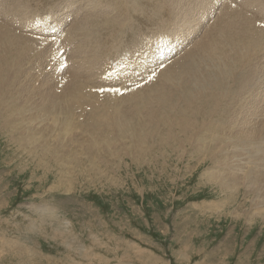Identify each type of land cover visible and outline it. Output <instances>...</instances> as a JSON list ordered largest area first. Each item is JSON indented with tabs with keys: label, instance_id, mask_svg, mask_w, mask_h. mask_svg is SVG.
Returning <instances> with one entry per match:
<instances>
[{
	"label": "rangeland",
	"instance_id": "obj_1",
	"mask_svg": "<svg viewBox=\"0 0 264 264\" xmlns=\"http://www.w3.org/2000/svg\"><path fill=\"white\" fill-rule=\"evenodd\" d=\"M23 1L28 2L26 10H29L23 18L37 17L36 12L52 7L48 13L54 18L69 16L68 22L71 24L77 21L76 12L71 10L78 7L81 0ZM23 1L20 4H23ZM8 2L0 0V10L5 11ZM162 2L139 0V4L131 3L136 4L133 7L137 14L132 19L133 24H130L133 26L130 31L135 32L132 34L134 38L143 32L158 33V18L168 16V13L164 11L158 15L152 9L153 5ZM182 2L185 3V0ZM103 10L105 11L104 8ZM182 12L184 15L180 18L186 15L185 11ZM70 13L72 20L69 21ZM5 17L13 23L11 15L5 13ZM60 20H55L50 29L55 28L57 32L58 28L63 26ZM127 21L129 20L123 24ZM202 21L196 15L194 19L184 22L185 30L191 29L192 35L202 25ZM169 23L172 25L173 22ZM69 26L68 24V28ZM170 28L178 30L177 25ZM121 30L122 28H117L106 37L105 42H108L110 50H105L104 41L103 46L99 45L100 41L94 49L104 53L100 59L96 54L98 65L95 69L94 88L104 84L111 86L122 83L126 70L135 71L134 63H127L130 57L127 52L128 57L124 60L127 69L119 70L112 82L98 80L99 67L103 61L119 56L115 52L119 44L117 36ZM18 31L15 32L19 34ZM132 35L129 34V44L134 39ZM145 40H136L138 45L141 43L138 54L144 50ZM68 43L69 47L73 46L69 51L73 50L74 42L70 39ZM48 48V43L44 42L39 50H33H42L44 56ZM134 48L132 46L127 50L131 52ZM45 57L44 63L40 61L41 65L48 62V56ZM12 59L14 70V56ZM66 61L70 62L69 55ZM242 62L245 64L240 62L243 68L238 67V70L240 78L247 70L249 75L245 74L246 85L239 87L238 83L230 82L231 98L235 100L238 95H242L244 102H247L239 105L231 98L222 101L229 106L238 105L230 110L231 113L225 120V131L222 133L225 137L239 136L240 127H247L246 125V130L250 129L252 121L239 123L244 116L243 111L250 109L247 106L255 104L254 99L264 96V74L259 69H256V73L252 72L255 68L250 64L252 62ZM6 64L7 61L0 63V75ZM119 66L121 65L116 64L115 68L121 69ZM14 71L11 72L16 73ZM12 73V78L18 76L17 73L15 76ZM42 75L44 74L38 75L40 81ZM130 75L133 78V74ZM20 77L19 81L17 77L12 79L17 89L18 86L19 89L23 87L22 84L19 85L20 79H23ZM258 77L261 81L257 80ZM30 84L32 85V82ZM129 98L131 96H124L120 101H127ZM112 106L109 104L105 107L115 108ZM219 118L218 115L213 120L222 127L223 118ZM184 129L185 131L179 129L175 132V139L165 137L166 132L158 128L150 129L153 134L145 147L139 145L142 134L139 129H135L126 133L123 138L119 136V140L115 138L113 145L116 144V147H107L111 142L102 146L74 145L48 132L37 145H29L30 141L20 145L17 140L11 139L14 134L9 133L12 131L11 124L0 125V264H264V192L250 195L244 192L246 185H259L261 182L252 181L248 175L250 165L264 159V146L261 145L264 143H250L241 147L233 137L234 146L225 142L226 138L221 143L219 140L214 141L211 144L212 149L217 157L223 156L222 162H213L210 159L201 162L196 160L197 155L201 153L192 147V141L190 146L193 152L189 155L188 151L183 155L182 138H189L185 127ZM202 130L203 134L204 124ZM73 133L68 136L71 134L73 140L76 138L77 141L79 137ZM222 134L219 135L224 138ZM66 137L67 135L65 140L68 139ZM242 138L246 140V137ZM71 139L70 137L68 140ZM227 139L226 141H229ZM219 143L224 146L219 148ZM125 145L127 147H124ZM232 147H235V150L231 149ZM223 148L229 150L221 153L220 149ZM234 153L240 159L235 155L234 157ZM254 153L256 156H252ZM245 157L248 162L251 160L248 167L247 162L243 163L246 161ZM232 163L231 170L221 174L226 172L224 177H236L238 185L233 183L225 186L221 179L216 180V177H219L216 172L224 165ZM158 233L162 236H158ZM166 238L170 241L167 242Z\"/></svg>",
	"mask_w": 264,
	"mask_h": 264
},
{
	"label": "bare ground",
	"instance_id": "obj_2",
	"mask_svg": "<svg viewBox=\"0 0 264 264\" xmlns=\"http://www.w3.org/2000/svg\"><path fill=\"white\" fill-rule=\"evenodd\" d=\"M22 1L7 0L6 10H0V63L7 61L0 75V125L11 124L12 131L9 133H14L11 135V139L17 140L20 145L26 141H30L29 145H37L40 139L48 132L50 135L74 145L102 146L111 142L112 144L109 143L107 147H111V145L116 147V144L113 145L115 138L119 140V136L123 138L126 133L139 129L142 134L139 145L141 144L145 147L147 140L153 134L150 129L158 128L166 132L164 134L165 137L175 139V132L179 129L185 131V127L187 130L186 135L189 138H182L183 155L185 156L188 151L189 155L193 152L190 146L192 141V147L201 153V155H197L196 160L204 162L210 159L213 162L216 160L220 161V163L223 156L217 157L211 144L218 140L221 143L225 138H228L227 140L229 141L225 139V142L231 146L235 145L232 139L233 136L225 137L222 133L225 131V120L228 119V114L231 113L230 110L238 105L229 106L223 104L222 101L225 98L228 100L231 98L230 82L238 83L239 87L245 84L247 70L241 78L238 70V67L241 68L242 60L252 62L250 64L255 67H252V69L254 68L252 72L256 73V69H259L264 74V27L260 26L264 22L261 20V17H264V0H225L217 8L216 13H211L210 15L207 13L208 9L215 7L211 0H185V3L182 0H162L161 4L153 5L152 11L156 14L161 15L164 11L168 13V16H160L158 18V33L165 32L167 27L170 28V26L174 25L178 26L179 31H186L184 22L194 19L196 15L203 20L201 22L202 25L194 31L193 36L190 34L191 29L187 30L188 37L191 40L185 39L184 44L187 41L186 47L188 49L179 58L161 70L154 82L146 84L129 95L119 97L100 95L94 91L93 85L96 83L95 69L98 65L96 54L98 59L104 54L97 52V49L94 51V49L97 48L100 41L99 45H102L106 37L117 28H122L117 38L119 43H126L125 51L130 55L127 63L133 62L135 71L140 70L143 64L147 63L149 59V57H146L149 55L147 51L143 50L141 54H138V48L133 46L135 47L133 56L127 50L132 47L129 46V34L135 33L130 31V29L133 27L131 26L133 24H131L132 19L137 15L133 7L136 4L132 5L131 3L137 2L139 4V0H128V2L123 0H81L78 7L71 10L77 14V21L69 24L68 28V38L71 39V42H74V49L69 55L71 64L63 71V77L60 81L58 78H50V72L46 70L42 72L44 75H42V80L40 81L39 76L34 72V63L39 60L36 64L42 66L40 61L44 63L46 54L43 56L42 50L41 52H35L34 55L28 54L29 51L37 50L38 47H31L28 44V41L32 39L30 35L19 31V34L15 32L19 29L16 26V22L21 20L27 12L28 2L23 1L24 3L20 4ZM233 4H236V6L233 7ZM103 8L107 11L105 12ZM182 11H185L186 15L180 18L184 15ZM5 13L12 16L13 23L6 19ZM126 20L129 21L123 24ZM169 21L173 22L172 25H170ZM136 22L138 23V21ZM172 31L174 32L170 33L177 32L173 29ZM132 37L134 38L133 35ZM154 41L152 40L153 43ZM107 43H104L106 51L107 49L110 50V46L108 47ZM111 44L114 45L115 43ZM131 44L132 42H130ZM148 51L152 52V46ZM128 54L126 53L125 57H128ZM25 55H27L26 58ZM152 55H154L153 52ZM13 56L15 71L11 65ZM48 64L49 62H46L43 65V69ZM11 71L17 73V80L19 76L23 78L19 82V85H23L21 87V89L23 88L22 90L19 89L20 86L17 89V85L13 84L12 79H16V77H11ZM16 73H12V75L15 76ZM131 79L132 77L129 73L124 74L122 82ZM257 80L261 81L259 77ZM37 81L39 83H36ZM30 82H32V85ZM262 83H264L263 79ZM114 85L111 84V86ZM32 92L35 93L32 94ZM124 96H131V98L127 101H120ZM231 99L235 104L239 105L247 102H244L242 95H238L235 100ZM116 100L120 101L117 104L118 108H114L113 106L115 105L112 104L113 108L106 109L105 106ZM253 103H255L253 106H247L250 109L247 111L244 109V116L239 121L240 124L242 121H252L249 126L250 129L248 128L250 131L246 130L248 125H246L247 127H240V135L233 137L236 143L238 141L239 144L237 143V145L241 147L250 143L252 145L264 143V96L263 98L261 96L259 99H254ZM122 107L125 108L121 109ZM218 115L220 120L223 118L222 127L220 123H214L213 118ZM203 124L205 131L202 134ZM232 130L229 131L231 132ZM63 131L69 132L63 133ZM71 132L78 135L77 141L76 138L75 141L73 140L71 134L70 137L72 139L68 140L70 138L68 134ZM211 133H217V135L212 136ZM219 134H222L224 138ZM66 135L67 140L64 139ZM243 136L244 138L246 137V140H243ZM72 140L73 142H71ZM261 145L264 146V144ZM261 145H259L260 148ZM220 146L219 148H222L224 146L223 143ZM124 147H127V145ZM231 149L235 150V147ZM238 149L240 148L238 147ZM227 150L229 149H220L221 153ZM226 153L228 154L229 152ZM263 153L261 151V154ZM254 154L252 156H256ZM248 158L250 159L249 155ZM224 161L226 162V160ZM246 162L248 167L251 160L249 162L246 160L243 163ZM232 165L233 163L228 166L224 165L216 172L220 177H216V180L221 179V183L225 186L233 183L238 185L236 177L232 175L224 177L223 175L226 172L223 175L221 174L223 171L231 170ZM232 171L235 172L236 169H232ZM246 172L248 173V170ZM205 173L208 174L207 172ZM248 178L252 179V181L260 180L261 182L259 185H246L244 191L246 194L264 192V159L256 161L252 166L250 165ZM45 209L49 210L48 207H45Z\"/></svg>",
	"mask_w": 264,
	"mask_h": 264
}]
</instances>
